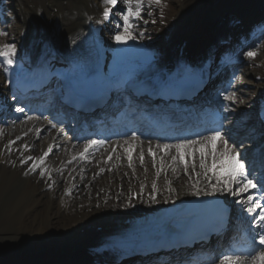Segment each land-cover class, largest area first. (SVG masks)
Listing matches in <instances>:
<instances>
[{"label":"bare ground","instance_id":"bare-ground-1","mask_svg":"<svg viewBox=\"0 0 264 264\" xmlns=\"http://www.w3.org/2000/svg\"><path fill=\"white\" fill-rule=\"evenodd\" d=\"M244 2L246 1L185 0V7H180L181 12L190 10L197 16H195L193 20L186 17L185 23L181 28V34L175 37L172 42H168L164 38L159 47L161 51L164 52L163 59L160 58L159 54H153L152 57L158 60L154 64L146 67L143 72L146 75L158 72V77L162 78L163 76L160 74L162 70H168L173 74L193 71L194 65L200 61L199 53L201 51L199 47L202 45L200 43L203 40L201 34H203L204 29L208 26V22L203 21L204 17L208 16L211 11H213V13L220 11L216 13L224 17L229 16V19H233L234 17H238L232 13L234 8L236 5L243 6ZM257 3L258 1L254 3L250 12L256 10L255 5ZM13 4L19 9L17 17L20 22L14 23L15 20L12 19V27L14 29L9 32L6 28L0 27V32H8L15 41H24V48L31 49V51H27V53L36 52V56L33 58L35 62L55 60L58 52L54 47H59L58 45L64 44L65 48L69 49V51L66 52L74 55L79 65L81 64L83 68L90 67L92 70L97 71L98 65L94 64L96 60L93 57V55H96V50L104 48V50L108 51V54L114 50L110 40H108L110 43H107V37H102V33H107L109 26L105 23V20L99 16L97 8L94 5V0H15ZM172 18L173 16L171 19ZM171 19L170 21H172V23H168L167 29H169L168 31H175L178 26L175 24V20ZM198 22L202 24L200 26L202 31H200L199 28L196 29L194 26L189 27V25ZM222 26V24H219L218 29H221ZM89 27L94 29L91 35L87 33L89 32L87 31ZM215 27H217L216 23L213 25L212 29ZM153 34L154 33H152V38L155 37V34ZM218 34L219 32L212 36L210 33L207 37L212 36L216 38ZM33 39L36 41L35 43H33ZM52 40L53 42H51ZM99 42L104 44L103 47L100 46ZM82 44L87 48L88 54H83L82 57H80L75 54V51L81 50L83 52ZM37 45H39V49L36 50ZM128 50L133 51L132 49ZM255 53L256 55L254 58H248V60H246V63L252 64L253 70H240L239 73L242 76L241 81H239L241 76H236V79L230 82L229 88L232 90L235 89L239 93L233 92L231 96L229 95L231 98L228 97L226 99V104L237 103V106L242 107V110L244 105L248 103H253L257 108L264 106V90L258 93L260 91L259 88L247 79L264 80V68L260 73L255 71V68L264 63L261 61L264 59V45H262L258 51H255ZM28 62L29 59L25 57L21 65L27 68ZM255 63L257 64L256 67L254 66ZM187 67L191 68L187 69ZM78 69H80L79 66L69 67L68 71L78 74ZM247 87L248 89H246ZM2 90H5V82H1L0 80V91ZM2 96H5V94ZM27 114H31V112H27ZM248 116H250V113H247L246 117ZM252 117L251 115L247 121L239 122L238 126H242L243 123H246L244 131H246V128H252L254 126L251 121ZM31 119L33 120L26 118L22 125L28 123L37 125V127L33 129L25 127L21 128V130L10 129L8 131H0V152H2V155L6 156V160L9 158L13 164L12 168L4 167L0 169L1 197H6L14 187H16V190L13 192L12 197L17 198L33 196L40 191L41 184L37 181V174L28 178L32 171H24L23 167L27 166L33 170L32 165L34 160L36 159L37 162L44 156V150H48L49 148L55 150V158L48 160L52 165L50 167H52L53 171H57L58 176H62L58 180L57 188L50 193V196L41 193V197L45 198L48 196L46 198L47 200L42 199L38 202V196H36L32 208L29 210L26 207L21 211L22 216L28 215L33 218L34 223L39 224L40 228L37 237L45 238V240L43 242H38L35 237L18 239L17 233L13 234V228H11L9 232H1V241L5 243L0 245V262L7 264H40L37 261L45 255L64 253L76 246L77 242H86L97 237L98 235L96 234L99 227L105 229L102 234L108 235L109 232L115 231L110 228L118 227V223L121 222V220H113V214L115 212H122L125 208L131 211L126 213L123 212L121 217L125 218L129 215L135 218H133V221L130 223L124 221V226L142 225L148 227L178 223V220L172 219L171 216L184 209L182 201L191 198V194L195 191L194 187L198 180L203 178L204 182L209 181L212 184L216 183L215 177H213L210 172L207 176L205 175L204 168L198 169L194 167L188 169H196L194 175L188 176L183 169L185 167L179 164V157L161 155V157H159L160 159L156 160L151 156H147L146 151L149 145L148 143L141 144L138 141L132 140L118 141L115 143L118 147L114 151L115 161L112 163H106L99 157L92 162L88 160L82 161L81 155L84 151H79L71 155L75 148H77V145L71 141L70 137L65 135L64 128L52 129L49 123L37 120L38 118ZM14 139H19L20 141H15L17 145L13 147V151L11 152L9 150V144L12 143ZM259 141L257 146H260L262 143V140ZM206 143L207 142H204L202 144ZM223 143L224 139L222 138L218 143V152L223 150ZM24 145L28 146L27 150L24 148ZM229 147L232 149L233 153L236 152L232 146L229 145ZM151 148L155 150L153 146H151ZM92 150L93 148H89V151ZM129 151L131 152V161H129L128 158ZM197 153L200 158H198L197 161V158L195 159V157L192 156L190 166L192 163H195V161L200 164L201 155L199 150ZM141 155H143V162H141ZM30 156L34 159L28 160ZM173 158H175V161ZM4 159L5 157L1 159L0 155V164ZM24 160H28V162L24 163ZM48 161L45 159L44 163L42 165L40 164L41 167L39 165L34 170H37V172L41 171L42 168L49 165ZM70 161H72L74 166L79 164L80 167H78V169L82 168V171L85 172L90 170V174H93V176L100 173V176L98 180L93 181L91 184L86 183V181H75L72 186H65L66 198L62 200L60 196L62 193V185L70 178L69 170L71 167L66 165ZM211 162V147L209 145L206 158V163L209 167L211 166ZM160 166H163L161 173ZM133 169L135 172L131 171ZM8 172H10V174H8ZM252 178L258 181L263 180L255 176H252ZM123 179L131 183L141 182L144 190L139 191L136 188L129 189L128 185H121L120 189L115 188L120 184V180ZM153 185H155V188ZM125 188L127 189L124 190ZM211 189L212 187L209 188V190ZM158 193L162 196L159 197ZM145 194H148L151 198L145 197ZM130 195L132 197H130ZM226 195L229 196L230 194L226 193ZM247 196V193H245L241 194L239 198L246 199ZM12 197H8V199ZM131 199H136V201H132ZM26 201L27 200H23L22 203ZM168 203L170 206L174 205L169 212L163 207L164 204L166 205ZM145 206L152 208L154 211L158 210L156 216L150 218L147 215L142 220L137 221L138 219L136 216L145 215L147 213ZM160 207L163 208L159 209ZM236 207L238 208V206ZM55 210L57 213H54ZM46 212L49 213V217H54L53 222L49 223V219L45 220L46 223L40 222V217ZM87 217L97 218L95 224H99L95 225V230L90 226L87 227L86 224L83 226H76L79 222L78 220H84ZM64 222L69 227L75 224V228L68 229L63 237H57V239H54L55 236L50 237L51 233H48V228H50L53 234L60 233L61 228L65 227ZM79 230H83L89 234L79 235ZM52 242H59L62 247L54 249L51 246ZM14 244L17 245L14 246ZM221 246L222 245H220V247ZM180 258V255H168L166 262L163 264H177ZM154 259L155 258L144 259L143 261L144 264H150ZM132 263L133 261L126 264ZM220 264H222V260Z\"/></svg>","mask_w":264,"mask_h":264},{"label":"snow or ice","instance_id":"snow-or-ice-1","mask_svg":"<svg viewBox=\"0 0 264 264\" xmlns=\"http://www.w3.org/2000/svg\"><path fill=\"white\" fill-rule=\"evenodd\" d=\"M125 8L121 12L123 17L122 24H118L117 28H123L122 32H117L114 36L116 43H127L129 40H134L136 37L132 34L133 23L132 20L141 19V7L142 0H135L136 7H133L134 0H122ZM159 3L160 0H155ZM107 5H111V8H115L118 4V0H105ZM111 8H106L104 15H111ZM0 35H6L4 32H0ZM16 45L6 44L0 47V65H7L9 68L15 67L17 61L16 57ZM249 58H254L256 53L249 51L247 53ZM19 112L25 111L23 107L16 109ZM55 126V125H53ZM204 139L207 141L206 144H202L199 148L201 155L200 167L205 169V175L210 172L215 177V184H211L212 192L227 193L233 197H239L241 194L249 193L254 190L264 189V181H258L252 178L250 171L246 168L244 160L241 158V153L236 151L233 153L229 147L228 141L224 140L223 150L217 151L218 143L221 141V131H215L211 136H206ZM12 143H15L14 141ZM101 143L97 140H90L86 145L84 151L87 152L89 148ZM199 141L187 140L182 143L175 145L177 152L179 153L180 160L185 164V171L187 172V160L185 156L188 154L185 149L191 148L193 144H197ZM211 147L212 162L209 167L206 163L208 155V147ZM157 147H160L159 145ZM172 147V145L165 144L163 149L165 153ZM27 150L28 146L24 145ZM151 152V149L149 150ZM52 152L49 148L42 158L37 162L33 163V170L36 169L40 164L44 163V160ZM155 158V153H151ZM129 161H131V152L129 151ZM33 157H28V160H33ZM111 159V157H109ZM175 161V158H173ZM141 162H143V156L141 155ZM193 166H195L193 164ZM155 188V185H153ZM199 194V190L197 191ZM236 203L242 206V210L250 214V225L257 231L252 237L253 244L249 247L247 252H240L232 249L222 257V264H264V248H258L255 246V242L258 239L259 245H264V194L261 195L260 199L254 196L248 195L246 199H238Z\"/></svg>","mask_w":264,"mask_h":264},{"label":"rangeland","instance_id":"rangeland-1","mask_svg":"<svg viewBox=\"0 0 264 264\" xmlns=\"http://www.w3.org/2000/svg\"><path fill=\"white\" fill-rule=\"evenodd\" d=\"M183 2H184V0H160L159 3H156L155 0H142L141 19H139L137 21H136V19L132 20V23H133L132 34L136 37V39L129 40L128 42H134L133 44L137 45L136 47H134V49L144 48L143 54L137 53V54H130L129 55L127 50L122 49V46L125 43H121L122 46H119L116 48L118 50V56L123 58L124 61H129L133 57H140V56L151 57V55H153V54H159V56H162V51L159 47H160V43L163 41V36L165 35V37H166L168 34L169 38H170L175 34V31H168L169 29H167L168 23L169 22L172 23V21H170L171 17L173 16V18L171 20H175L176 25H178L179 27H182L183 23H181V22L183 20V16L187 13V11H190V10H185V11L181 12L180 6H181V4H183ZM133 7L134 8L136 7L135 0L133 2ZM152 16H154V17H152ZM121 17H122V15H121ZM156 17H157V19H156ZM142 20H144V21H142ZM122 31H123V28L121 30H119L118 32H122ZM152 33L155 34L154 38H152ZM6 38L7 37L5 35L0 36V42H6ZM113 44H118V43L113 41ZM262 44L264 45V39L262 40ZM261 61L264 62V59H262ZM246 66H247V69L249 71H252V69H253L252 64L250 66L245 64L244 67H246ZM254 66L256 67L257 64L256 65L254 64ZM263 68H264V63H262L261 65H259V67L256 68L257 73L262 72ZM259 81L261 83H258V84L262 85V88H263L264 87V81L263 82H262V80H259ZM246 89H248V88H246ZM249 107H250V104L247 105V108H245V110H248ZM198 158H200V157H198ZM185 159L187 160V162H189V159L191 160V157L185 158ZM197 161H198V159H197ZM180 162H179V164H181L185 167V164L181 160H180ZM193 164L195 165L194 167H197L199 169L198 166H200V165L198 162L195 161V163H193ZM188 166L189 165L187 164V167ZM192 168H193L192 166L187 168V172L185 171V168H183V169L188 176H191V175H194L196 172V169L188 170V169H192ZM166 173H167V171H166ZM87 179H88V177L86 178V181L90 182V180H87ZM116 181H119V180H116ZM121 185H123V186L128 185L129 189L130 188H136L140 191L139 187L142 186V183H139V181L131 183L130 181L123 179V180H120V184H118L117 187H115V185H114V187L120 189ZM196 185H203V186H198L196 188V191H195L196 193L198 190H199V193H205V194L213 193L212 189L209 190V188H211L210 182L209 181L204 182L203 178H200ZM126 189L127 188H125L124 190H126ZM196 193H194V194H196ZM216 193L218 194L220 192H216ZM161 196L159 194V197H161ZM130 197H132V196L130 195ZM145 197L149 198L150 196L147 194V195H145ZM132 201H136V199L132 200ZM145 207H146L147 212L153 211L152 208H149L147 206H145ZM145 207H143V208H145ZM126 211L128 212L129 210H126ZM120 212H115L113 214L112 218L113 219L115 218L117 220V218H119L120 215L123 214L122 212H124V211H122L121 213ZM127 219L130 220L131 218L128 217ZM52 220H54V219H52ZM78 221L80 224L91 225L97 221V218L87 217L84 220H78ZM28 223H31V221L29 219H25L23 222L22 221L15 222V225L18 228L23 229V233H20L21 236L24 233L28 234V232H26V230H25V226ZM13 224L14 223L8 222L7 220L0 222V226H8L9 227ZM61 230H63L62 232H64L65 228H62Z\"/></svg>","mask_w":264,"mask_h":264},{"label":"water","instance_id":"water-1","mask_svg":"<svg viewBox=\"0 0 264 264\" xmlns=\"http://www.w3.org/2000/svg\"><path fill=\"white\" fill-rule=\"evenodd\" d=\"M126 210H128V209H125V210H123V211H124V212H127ZM137 210H139V209H137ZM129 211H131V210H129ZM122 213H123V212H122ZM130 213H132V212H130ZM130 213H129V214H130Z\"/></svg>","mask_w":264,"mask_h":264}]
</instances>
